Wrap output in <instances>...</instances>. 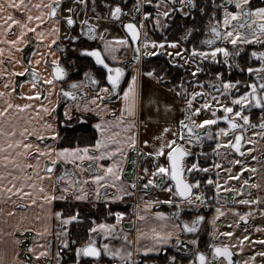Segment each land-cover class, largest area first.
I'll return each instance as SVG.
<instances>
[{
  "label": "snow or ice",
  "instance_id": "1",
  "mask_svg": "<svg viewBox=\"0 0 264 264\" xmlns=\"http://www.w3.org/2000/svg\"><path fill=\"white\" fill-rule=\"evenodd\" d=\"M126 4L127 0H73L71 6L65 8L63 0L35 3L0 0V13L5 17L0 18V65L5 63L3 56L7 51L10 61L25 64L23 71L31 73V81L26 82L29 83L27 91H18L14 81L12 86L6 81L0 89V118L7 117L0 123V168L3 169L0 170V194L19 196L26 201L20 207L35 205L37 200L41 201V207L64 201L65 208L48 215L60 221L58 236L63 238L59 242L73 252L72 264H83L84 259L100 264L105 256L110 258V264H148L141 254L160 252L164 254V264H178L177 255L168 253V245L173 248L183 245L182 250L192 256L187 264H219L221 260L224 264H240L233 259L232 245L215 242V232L211 234L213 241L205 249L200 248L197 232L205 219L202 215L171 225L152 224L149 227L145 224L137 227L135 236L130 239L123 227H117L123 225L129 213L112 209L114 202L135 195L130 189L146 181L143 189L149 186L164 189L166 186L174 198H180L163 201L176 205L171 213L161 211L153 215L164 221L171 217L179 220L183 201L194 204L192 197L195 196L201 204L206 203L208 197L203 192H194L202 184L194 174L209 173L213 169L216 170L215 178L209 175L204 183L215 185L216 199L222 191H237L235 187H221L219 178L227 161L215 158L222 151L227 156V149L241 156L251 155L257 151L256 146L264 142V50L254 48L241 63L242 45L264 44V0L258 6H252L250 0H136L131 8ZM101 6L107 9L106 13L99 11ZM209 6L214 9L211 13ZM6 9H14L21 15L16 16ZM81 12L83 18H80ZM178 13L191 17L192 24L188 25L185 20L183 25H177L174 18ZM197 13L208 16L206 25L197 27ZM125 15L127 20L123 19ZM94 19L119 21L124 35L109 36L108 30L101 29ZM52 21L55 22L49 30L46 24ZM62 25L67 26L66 32H62ZM179 28L183 30L176 37L175 31ZM157 30L159 39L154 38ZM197 32L205 33L203 39L187 47L189 39ZM30 35L37 41V49L47 48V51L34 50V60L17 58L14 51L22 50L30 42ZM62 39L66 43L58 44ZM53 48L61 51V55H56ZM168 48L180 50L171 52ZM162 52L171 65L184 69V75H173L170 69L150 65L144 68L147 58ZM69 54L72 59L66 61ZM177 57L185 58L183 64ZM252 58H258V62H250ZM41 61L46 66L43 72L38 67ZM48 68L52 70L50 74ZM81 68L82 74L79 73ZM15 71L0 70V76L8 77ZM237 71L242 77L245 73L248 75L244 79L233 78ZM73 74H80V78L69 79ZM145 77L149 80L147 87ZM46 86H50L47 92ZM13 96L23 102L12 99ZM197 100L202 101L198 107ZM61 105L65 126L95 121L92 124L97 133L94 142L82 144L78 138L75 146H57L64 140L59 129L61 121L54 116ZM254 106L261 110L258 123L252 119ZM221 110L223 115L219 114ZM177 112L183 113L178 120L175 118ZM202 113L211 115L204 119L194 118ZM221 121L227 126L215 127ZM114 125L119 132L111 131ZM153 125L158 129L156 134L142 138V133H147ZM253 128L259 131H252ZM229 136L232 138L228 139ZM206 141L215 144L207 152L204 151ZM144 147L153 150L145 152ZM130 149H139L141 156L153 159L150 166L143 167L142 175L125 180L120 161L127 158ZM209 155L214 162L209 164L205 160L202 163L201 157ZM105 158H110L112 163H102ZM257 158L252 156L253 160ZM260 158L264 159V153H260ZM188 159L192 160L190 165ZM229 163L243 167L234 176L229 167L223 181L225 185L241 179L246 169L256 174V168L244 160L233 159ZM186 174L192 178H186ZM46 180L51 183L46 185ZM249 187L259 189L261 185L244 177L239 192L243 194ZM261 199L256 196L238 202L258 205ZM157 203L160 201L152 200L142 207L147 210ZM82 204H87L90 210L103 212L105 219L98 220L96 214L79 206ZM15 211L13 207L9 215ZM133 211L136 224L148 219L141 205H134ZM252 211L241 214L239 209H232L244 221ZM258 214L264 215V209ZM221 215L223 212L217 209L216 216ZM111 217L114 222L110 223L108 218ZM256 230L264 229L257 225ZM74 231L76 238L72 239ZM185 235L193 238L185 243ZM221 235L231 237L233 233ZM250 235L237 238L239 251L244 250L246 241L254 242L255 238L250 241ZM81 236L86 238L81 241ZM114 238L121 239L118 246L109 242ZM259 242L264 243V237L259 238ZM32 251L37 258L49 254L47 248L43 251L33 248ZM258 255L264 256V252ZM56 257L60 264L62 252L58 250Z\"/></svg>",
  "mask_w": 264,
  "mask_h": 264
},
{
  "label": "flooded vegetation",
  "instance_id": "2",
  "mask_svg": "<svg viewBox=\"0 0 264 264\" xmlns=\"http://www.w3.org/2000/svg\"><path fill=\"white\" fill-rule=\"evenodd\" d=\"M38 2V0H31V3ZM46 2V0H45ZM64 2V7L67 8L71 6L73 3V0H63ZM99 2V0H98ZM206 2V0H205ZM252 6H258L261 3V0H250ZM136 3V0H127L126 7L131 8V6ZM203 7V3L201 4ZM147 7V6H146ZM147 10H153V8H148ZM187 10V9H185ZM6 11L9 12H14L16 16H20L21 14L14 10V9H6ZM35 11V9H33ZM99 11L102 12H107L106 8H103V6L100 7ZM214 11V9L209 6L208 7V12L211 13ZM66 14V13H65ZM89 15H92L90 12ZM198 17V22H197V27L200 26V24L206 25L208 22V16L207 15H202L197 13ZM0 18H5L3 13H0ZM80 18H83V12L80 13ZM124 20L128 19V16L125 15L123 17ZM176 20L177 25H183L185 20L187 21L188 25L192 24V18L191 17H183L182 14H177V16L174 18ZM55 21H52L48 24H46V27L50 30L51 29V23H54ZM94 23H99L101 25V29H107L109 36L112 35H124V29H122L119 26V21H105V20H100L96 21L95 19L93 20ZM67 26L62 25V32H66ZM182 28H179L175 31V36L179 37V35L182 32ZM18 31V28L16 29ZM150 35H153L150 33ZM205 33L203 32H197L196 35L191 37L188 41L187 47H191L193 42H196L199 44V41L203 39ZM11 38V37H10ZM154 38H161L159 31L157 30L156 35ZM30 42L24 46V48L20 51H14V54L17 56V58H24L25 60H34L35 57L33 56V51H47V48L45 49H37V41L35 40L34 35L29 36ZM58 44L60 43H66L63 39L57 42ZM184 46V45H182ZM244 51L242 52V60L241 63L245 59L248 58L250 55L251 51L255 48L256 50H264V44H256V43H248L246 45L241 46ZM179 48H168L167 51L175 52L179 51ZM53 52H55L56 55H61V51H58L56 48L52 49ZM131 48L128 49V54H131ZM3 59L5 63L3 65H0V70L5 71V72H10L12 69H15L16 71L8 76H0V89L4 88L5 82H9L10 86H12L11 82H15V86L17 87V90H24L27 91L29 89V83L31 81V73L30 72H24L23 68L26 66L25 64H17L15 61H10L8 57L7 51L4 53ZM63 59V58H62ZM72 59L71 54H69L66 57V61H70ZM148 59V64L144 65V68L147 69V67L150 65L152 67H161V68H166L170 69L173 75H184V69L179 68L175 65H171L169 58L167 55H165L163 52L157 54L156 57L153 58H147ZM176 59L180 60L181 64H183L184 57H177ZM65 61V62H66ZM250 62H258V58H252V61ZM35 66V65H34ZM247 67V65H244ZM40 67L41 71L45 69V65L43 61H41V64L38 66ZM73 67H75L73 65ZM48 73H51V69H47ZM83 69L81 68L79 70V73L82 74ZM80 74H73L70 76L69 79H79ZM131 73L128 74L130 78ZM247 73L244 74V76H240L239 71L235 72L233 74V78H240L244 79L247 77ZM202 79H206L207 77H201ZM148 80L147 77L144 78V81ZM61 85L58 82L57 83V88H59ZM50 90V86L45 87V92ZM12 99L16 100L17 102H23L20 100L19 97L13 96ZM53 101H55V97H52ZM37 103L41 102L39 100L36 101ZM202 101L197 100L196 106L198 107ZM0 104H2V100H0ZM220 115H223L222 110L219 112ZM30 115V113H29ZM183 113L177 112L175 114V118L178 120ZM211 113H202L199 116L194 117L195 119H204L206 116H210ZM261 115V110L257 107H253L252 110V119L255 123L259 122V118ZM54 116L57 117L61 123L59 124V129L61 131V134L64 136V140L62 142H59L57 144L58 147H65V146H75L77 143V139L79 138L80 143H86V142H94L97 133L95 130L92 128V124L95 122L94 120L88 121V122H82L77 125H73L71 123L68 124V126H65L63 123L64 117H63V105H61L57 111L54 113ZM47 118V117H45ZM7 117L0 118V123H3ZM227 124L226 122H218L215 127H226ZM112 132H119L120 129L117 126H113L111 129ZM158 131L157 127L155 125L151 126L147 133H142V138H150L151 135H155L156 132ZM252 131H259V129L253 128ZM251 133H248L247 135L250 136ZM169 138H171V133L168 134ZM228 139H231L232 137L229 136L227 137ZM256 139L259 141V137H256ZM33 142H35V138H33ZM48 143H51L49 140ZM43 146V145H42ZM215 144L213 141H206L205 142V147L204 151H209L211 147H214ZM251 145H245L244 147H250ZM187 147L191 148V145H187ZM257 151L251 153V155H245L241 156L239 153H235L231 149H227V156L224 155V151L221 152V155L219 157H216V160L219 159H225L227 162L223 164V168L225 169L224 172H221L220 175V181H221V187L225 189H229L231 187H235L237 191L235 193L231 191H222L219 193V199H216L215 197L217 196L216 194V189L215 185H207L204 183L207 180V177L209 175H212L215 178V172L216 170L213 169L212 172L209 173H195V178L201 179L202 184L200 187L195 188L194 192H203L207 197L206 203L201 204L198 200H196V197L193 196L192 200L195 201L194 204H189L188 201H183L181 205V214L179 217V220H177L176 217H171L168 221H164L161 219L156 218L153 214L155 212H167L171 213L173 209L176 207L175 204L169 205L167 203H164L163 201H166L168 199H180L179 197L174 198L171 192H168L166 190V186L164 189L154 187V186H149L148 189H143V184L146 181H140L138 183V186L136 189H130L131 191L135 192V195L126 197L125 201H119V202H114L113 205V211L117 210L119 208L122 211H126L129 213L127 217L124 219L123 227L124 230H133L136 233V228L141 226L143 227L145 224L147 226H151L152 224H173V223H180L185 220H191L195 216H204L205 219L200 223V227L198 229L197 235L200 238V248L203 250L205 249L206 245L210 244L213 241L212 233H217L215 237V242L218 244H230L232 245V252H233V259L235 261H239L240 264H245V261H249V264H262L264 262V256L258 255L260 252H264V243L259 242V238L264 237V230L257 231L256 227L257 225H260L262 229H264V215H260L259 210L264 209V159L260 158V153H264V142L259 143L257 146ZM153 149L150 147H144V151H152ZM198 150V149H196ZM252 156H257L258 158L256 160L252 159ZM151 157L147 156H141L139 153V149L137 150H128V156L126 159H123V168H124V173L123 177L125 174V170L127 165L128 166V171L126 172V177H135L137 175H142V169L145 165L150 166L152 162ZM194 159V157H193ZM233 159H239V160H244L248 164L252 165L254 168H256V174L253 175L252 172L248 169L245 170V173L241 174V179L239 180H232L230 181L227 185L223 184L224 179H226L227 176V169L229 167L232 168V172L230 173L231 175H235L237 172H239V169L243 167L241 164H231L229 163ZM141 160H143V164L141 163ZM207 161V163L211 164L214 162V158L209 155L208 157H201L202 163L204 161ZM135 161V164L132 162ZM102 163H112V160L110 158H106ZM161 162H164L163 158H161ZM192 162L191 159L187 160V163L190 165ZM41 166H43V162L41 163ZM63 167V166H61ZM70 167V165H69ZM247 177L249 178L254 184H260L261 187L259 189L255 187H249L248 190L241 194L239 192V185L243 183V178ZM186 178L191 179L192 177L187 176ZM125 179V178H124ZM127 180V179H125ZM172 181L169 180V183ZM44 183L50 184L51 181L46 180ZM256 196H260L262 199L260 203L257 204H244V203H239L238 201L243 200L245 198L248 199H254ZM152 200H157L160 201V203L154 204L151 208L144 210L143 209V204ZM126 202V203H125ZM20 204H24L21 200H16L15 205L20 206ZM139 204L141 205V211L144 212L146 211L148 213V219L146 221H142L139 224H136L134 221V217L136 213L133 211L134 205ZM52 206L53 212L60 210L61 208L66 207V203L64 201H54ZM80 207H83L85 211H91L92 213L96 214L98 217V220H103L105 219V214L103 212H96L95 209H89V206L87 204H82L79 205ZM24 208V207H21ZM236 208L240 210V213H246L249 212L250 209L253 211L251 212L249 219L247 221L241 220L240 216L233 213L232 209ZM217 209H220L223 212V215L217 217L216 212ZM215 217V223L213 222V219ZM59 221L57 217L54 216V223H55V233L54 235H51L45 242V248L52 250L54 254L56 255V252L59 250L62 252V255H68L71 256L70 260L74 259L73 252L70 251L68 248H63V246L60 244V236L56 235V222ZM237 221H239V224H237ZM60 222V221H59ZM108 222H114V217L108 218ZM131 222V226H130ZM90 226V225H89ZM227 232H232L233 235L231 237H228L226 235H221L223 233ZM24 233L27 237H23V245H26L27 243L30 245L31 241L29 239V236L32 234L29 230ZM250 235V241H253V238H255L254 242H245L244 244V250L241 252L238 250V245L236 243L238 237H243L246 235ZM82 237V236H81ZM72 239H75V231L73 232V236L71 237ZM193 237L191 235H185L184 236V242L187 243L189 240H191ZM82 241V240H81ZM28 245V246H29ZM56 245V247H54ZM27 247V246H26ZM168 248V253L169 254H176L178 257V264L180 261H183L184 264H187L188 260L192 259V256L186 252L183 251V245L173 248L171 245L166 246ZM190 248H194L195 246L189 245ZM253 254L255 255L253 259ZM141 258L144 261H147L148 264H164V254L162 252L160 253H147V254H141ZM86 261H91L89 259H85ZM105 257L101 259V261L106 262L107 264H110L108 260H106ZM100 261V262H101ZM92 262V261H91ZM219 264H224V261L221 260L219 261Z\"/></svg>",
  "mask_w": 264,
  "mask_h": 264
},
{
  "label": "crops",
  "instance_id": "3",
  "mask_svg": "<svg viewBox=\"0 0 264 264\" xmlns=\"http://www.w3.org/2000/svg\"><path fill=\"white\" fill-rule=\"evenodd\" d=\"M120 163L123 165V160ZM0 170L3 169L0 168ZM45 184L47 185V183ZM9 198L7 199L6 195L0 194V264H57L58 258L52 250H49L48 255L39 258L32 251L33 248H35V251H43L46 240L55 233L54 216L48 215L49 212H53L52 206L45 204L41 207V201L37 200L35 205L28 204L27 207L21 208L15 205L16 200H21L24 203L26 201L17 195ZM13 207L16 208V211L14 214L9 215L12 213ZM21 217H23V220ZM37 217L39 219H36ZM141 225L139 227L142 228ZM118 227H121V225H118ZM27 230L32 232L29 236L31 243L30 245L28 243L23 245V237L27 236L21 232ZM124 231H127L129 235L136 234L133 230ZM64 258L68 262H72L70 260L71 256L64 255L60 264L67 263ZM105 258L110 262V258L106 256ZM83 264H92V262L84 259ZM100 264H107V261L100 262Z\"/></svg>",
  "mask_w": 264,
  "mask_h": 264
},
{
  "label": "rangeland",
  "instance_id": "4",
  "mask_svg": "<svg viewBox=\"0 0 264 264\" xmlns=\"http://www.w3.org/2000/svg\"><path fill=\"white\" fill-rule=\"evenodd\" d=\"M149 84V80H145V85H146V87H147V85ZM2 197V196H1ZM3 199H4V197H2ZM6 198V197H5ZM7 199H10L9 197H7ZM56 235H58V233L60 232V222L59 221H57L56 222ZM118 227V226H117ZM119 228V227H118ZM135 235H133V234H130L129 235V238L131 239V238H133ZM63 237H60V239H62ZM102 242H103V238H102ZM110 243H112V244H114V245H119L120 243H121V239L120 238H114V239H112L111 241H109ZM54 247H56V245L54 246ZM63 257H64V255H63ZM65 259V262H67V263H70V264H72V262H68V260L66 259V258H64ZM89 262H91V261H89ZM101 262H103V261H101ZM66 263V264H67Z\"/></svg>",
  "mask_w": 264,
  "mask_h": 264
},
{
  "label": "water",
  "instance_id": "5",
  "mask_svg": "<svg viewBox=\"0 0 264 264\" xmlns=\"http://www.w3.org/2000/svg\"><path fill=\"white\" fill-rule=\"evenodd\" d=\"M128 166H129V165H127L126 170H125V174H124V178H125V179H127V177H126V172L129 170V169H128Z\"/></svg>",
  "mask_w": 264,
  "mask_h": 264
},
{
  "label": "trees",
  "instance_id": "6",
  "mask_svg": "<svg viewBox=\"0 0 264 264\" xmlns=\"http://www.w3.org/2000/svg\"><path fill=\"white\" fill-rule=\"evenodd\" d=\"M85 238H86V237H83V236H82V237H81V240H83V239H85Z\"/></svg>",
  "mask_w": 264,
  "mask_h": 264
}]
</instances>
